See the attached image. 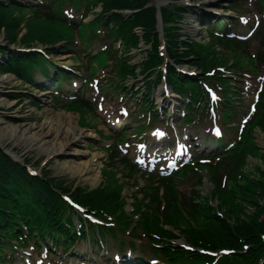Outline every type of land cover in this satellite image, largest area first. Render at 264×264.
<instances>
[{
    "label": "rangeland",
    "instance_id": "obj_1",
    "mask_svg": "<svg viewBox=\"0 0 264 264\" xmlns=\"http://www.w3.org/2000/svg\"><path fill=\"white\" fill-rule=\"evenodd\" d=\"M10 12V11H8ZM29 13H19L17 11H11L10 15L13 17H17V19L19 17H23L25 18V16H27ZM251 16L254 15L253 13L250 14ZM77 18V17H76ZM259 18V22L264 23V19H262L261 17ZM21 20V19H20ZM7 23L3 22V28H0V43L4 44L6 42V39L4 38V36H7L6 34L2 35V30L6 32H10L13 31L11 28L12 26L10 25L7 28ZM41 26H46V28L48 29H52V25L50 24H41ZM11 29V30H10ZM24 34L26 32H23ZM37 34H29L27 36H23V35H13L14 40H16V44L17 46H21L23 44H30L32 46H35L37 44V35H40L41 33L44 34L46 33L45 31H40V33L36 32ZM46 35V34H44ZM19 41V42H18ZM76 44L77 47L78 45H81L80 40L77 39L76 40ZM16 46V47H17ZM65 45H61L60 47H58L57 49V54H59V56L56 57H51L52 62L56 65L55 67H57L60 70L63 71H68V73H70L72 76H75L77 80V82H81L84 79L87 78V80L90 82L93 78H97L100 76V71L99 69L97 70V72L95 73V75H92V73L89 71V67L91 66H95L93 63L91 64V58L85 57L84 59L80 60L79 62L75 61L74 59V55L75 54H71L72 52H64V47ZM100 41H94V43L91 45L89 51L92 55H94V53L100 48ZM83 54V50L82 53ZM139 51H134L133 54V59L136 60V58L138 57ZM81 57V56H80ZM5 58V57H4ZM2 59L0 58V61ZM133 60V61H134ZM53 73L50 72V76H52ZM2 79V75H0V127L4 128V129H13L16 126H19L21 129H25L28 127H31L33 129H37L39 126L41 127L44 122L46 120H48L47 122L53 120V117H58L59 119H63L60 120L59 124L60 126L65 130L63 131L64 133H69L66 132L68 129L70 128H74L76 129L74 133L76 138H79L81 140V144H79V146L77 145V150L79 149L80 152H84L86 155L83 156L81 155L80 158L75 157V156H60L58 158H50L48 162H45L44 159H46V155L44 154H40V152H38V150L36 151L34 148H32L31 151H27L26 146H21L20 144H15L12 143L10 141H7V143L5 145H3V148L8 150L9 152L14 153V155L16 156H20L23 159H25L28 163V167L31 168L32 170L38 171L39 168L42 166V164L45 162V165L43 167H47L46 169V174L48 175V177H52L57 179V182H62L64 181L66 183V185H74V186H83V187H87L88 189H93L95 187V185H92L91 183H83L80 179V177L70 173L68 170H66L63 165H66L70 160L73 159H78L76 162H79L80 160H87L90 161L91 159L89 157H87V153H95L96 155L100 156L99 157V164L96 163V172L94 174H96V176L100 177V175H102V169H100L103 165L102 162H104V160L107 159L106 154L104 152L101 151V149H106V148H110L111 150H113L114 145L113 143H109V144H103L99 141V136H96L97 138H90V134H92L91 132H88L86 129V119L91 120L93 123H97L99 126L107 128L104 119L101 120V118L98 117V113L96 114H89L88 112H82L80 109L76 110L75 112L73 111H65L63 109H60L57 105V103L53 100L51 94L47 95L45 93H40L38 91H35L32 88H24L23 86H21L18 82H16L15 84H11L12 85V89L11 91L14 92V95L17 96H22L23 98H20L18 100H13L11 99L10 95L11 93H9V89L5 88V86H8V84ZM42 84L46 83V80L40 79ZM105 79L101 80V85L105 84ZM5 85V86H4ZM129 85V84H128ZM137 83L134 82L132 86H136ZM9 87V86H8ZM87 88H85V93H86V97L85 100L88 98H91V91L89 89V86L86 85ZM101 90L104 89V87L100 88ZM73 90V89H72ZM45 94V95H43ZM38 103V106H36L35 104L32 105L31 103ZM177 111V110H176ZM176 114V112H175ZM81 115L84 116L83 120L81 118ZM174 127H178V122L174 123ZM204 131V128L201 129V132ZM74 135L72 134H68V136H70V138H73ZM51 139V137H50ZM263 144V142H262ZM81 145V146H80ZM93 147V148H91ZM117 153V155L119 154L117 151H115ZM121 159V156H118L114 162L116 165L119 166V168H122V164L121 162H119V160ZM259 164H263L260 163L258 161ZM264 165V164H263ZM191 170V172H195L194 168H189L186 167L184 170L180 171L179 174L176 176L177 180L181 179L182 176V172L189 173L188 171ZM39 172V171H38ZM101 178V177H100ZM110 180L112 177H109ZM108 179V178H107ZM106 179V180H107ZM102 180V178H101ZM105 180V182H106ZM140 184H143V181L139 180ZM190 186H191V179L186 181L183 186H182V190L184 192H189L190 190ZM129 191H133V185H130ZM131 193V192H130ZM130 193H126L125 195L127 197L130 196ZM262 204V203H261ZM241 208H242V212L241 214H243L244 216L250 214V212H252V210H249V205L245 202H241ZM243 216V217H244ZM184 222H180V226H183ZM123 240V253L119 252V248L117 247L118 244L117 243H113L112 241H108V244H106L105 246L106 249L104 250V252L102 254L99 255H95V256H90L93 259V263L98 264V263H102L104 259H111L112 257L117 258L118 255L123 256L125 258L128 259H134V254H138L141 257H144L142 254H140L138 252V247L139 246H143L146 244V241L144 240V238L142 236H138L137 238L132 239L128 233H125L123 235H120L118 237V240ZM130 243V244H129ZM32 247V244H30ZM91 245V241L90 239H84L82 241H78L76 242L71 250L68 253H65L64 255L67 256V254L69 253H76L78 251V249H83L86 247H89ZM104 246V247H105ZM136 246V248H135ZM30 247H27L26 251L28 252V250L32 251ZM131 251L133 254H127L126 252ZM41 253H43L42 251H37L34 250L33 255H36V257L34 258V260H32L33 262H38L40 260H42V257L39 255H41ZM92 253V252H91ZM18 254L17 253L15 256H17L18 258ZM59 256V255H58ZM38 257V259H37ZM51 260H47L49 258H46L47 261H57V256H52Z\"/></svg>",
    "mask_w": 264,
    "mask_h": 264
},
{
    "label": "bare ground",
    "instance_id": "obj_2",
    "mask_svg": "<svg viewBox=\"0 0 264 264\" xmlns=\"http://www.w3.org/2000/svg\"><path fill=\"white\" fill-rule=\"evenodd\" d=\"M60 120L58 117H53L52 122L46 120L44 124L37 129L31 127L21 129L19 126L11 129H4L0 127V145H5L7 141L21 146H26L27 151H31L34 148L40 154L46 155V158H58L60 156H75L80 158L81 155L85 156L84 152L77 150V145L81 143L79 138H76L74 133L76 129L70 128L66 132L59 124ZM68 134L74 135L70 138ZM51 137V139H50ZM78 160V159H77ZM76 159L70 160L66 165L69 172H73L75 175L80 176L83 183H96L98 177L90 176L93 174L94 167L90 165V161ZM80 260L83 262H90L88 259L87 251H82L79 254Z\"/></svg>",
    "mask_w": 264,
    "mask_h": 264
},
{
    "label": "trees",
    "instance_id": "obj_3",
    "mask_svg": "<svg viewBox=\"0 0 264 264\" xmlns=\"http://www.w3.org/2000/svg\"><path fill=\"white\" fill-rule=\"evenodd\" d=\"M120 1V0H116ZM123 3H116V7L123 8H131V9H139L141 14L139 16V21L142 22L141 25L146 27L149 26V12L146 13L142 8L145 5L146 0H121ZM126 1V2H125ZM125 3V4H124ZM127 5V6H126ZM1 27V24H0ZM5 169H14V166L11 164L8 159H6L0 152V172L5 171ZM18 169V167H17ZM264 178L261 179L260 182L253 184V196L247 197V204L249 205V210L252 212L244 217L239 213L236 218V228L239 227L246 234H254L257 231H261L264 229V223H258L261 217H264L263 205L261 204L264 201ZM2 190L0 189V197L2 198ZM3 201L0 199V207L2 206Z\"/></svg>",
    "mask_w": 264,
    "mask_h": 264
},
{
    "label": "snow or ice",
    "instance_id": "obj_4",
    "mask_svg": "<svg viewBox=\"0 0 264 264\" xmlns=\"http://www.w3.org/2000/svg\"><path fill=\"white\" fill-rule=\"evenodd\" d=\"M159 134V133H158Z\"/></svg>",
    "mask_w": 264,
    "mask_h": 264
}]
</instances>
